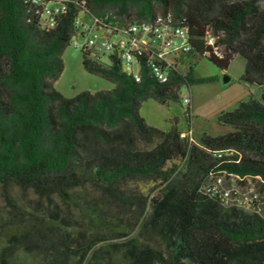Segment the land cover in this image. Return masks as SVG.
Instances as JSON below:
<instances>
[{
	"label": "trees",
	"instance_id": "1",
	"mask_svg": "<svg viewBox=\"0 0 264 264\" xmlns=\"http://www.w3.org/2000/svg\"><path fill=\"white\" fill-rule=\"evenodd\" d=\"M86 3L91 13H110L121 21L166 12L184 17L192 45L188 57H205L209 26L221 33L224 52L223 59L209 61L224 71L233 57L242 58L238 82L259 88L260 99L250 93L234 110L218 114L217 123L231 132L190 141L181 138L176 119L162 131L149 126L139 109L149 100L177 101L183 86L216 78H193L187 57L185 74L172 75L168 83H157L146 69L137 83L118 63L105 68L83 55V69L113 88L66 98L54 83L63 71L76 6L43 28L24 0H0V186L31 190L40 198L57 196L75 206L88 224L124 240L101 253L120 250L128 264H264V206L260 213L229 209L203 192L219 175L224 182L238 178L245 185L252 179L264 185V0ZM86 186L109 209L158 237L165 252L130 238L131 230L116 225L95 202L84 204L73 191ZM24 215L0 250L1 264H116L92 252L97 243L73 244L70 235L45 220Z\"/></svg>",
	"mask_w": 264,
	"mask_h": 264
},
{
	"label": "rangeland",
	"instance_id": "2",
	"mask_svg": "<svg viewBox=\"0 0 264 264\" xmlns=\"http://www.w3.org/2000/svg\"><path fill=\"white\" fill-rule=\"evenodd\" d=\"M188 59L193 64V78H216L217 80L213 83L183 86L179 91V99L170 101L167 105H160L152 100L146 101L141 105L139 115L149 126L162 131L169 130L170 121L176 119L178 129L185 132L188 124L184 116L185 106L182 104V99L190 96L194 106L191 120L193 140H198L202 134L215 137L231 132L229 127L217 123L218 114L234 110L238 102L249 98L250 93L258 100L261 95L259 88L248 89L246 85L238 82L244 68V60L235 56L227 69L221 71L206 57L190 56ZM62 61L63 71L55 81L54 87L64 97L72 98L82 91L95 93L109 91L113 88L111 83L83 69L82 54L79 50L68 46L63 53ZM223 75L230 78L226 84L222 82ZM240 181L243 180L231 178L224 182L223 175L214 176L205 190L213 187L218 191L230 190L237 197L257 196L264 205V185L252 179L247 180L245 185H241ZM143 189L147 191L149 186ZM73 193L82 197L84 204L95 202L103 209V212L110 213L109 216L115 218L116 225L124 228V231L131 230L130 238H135L142 245L165 252L164 244L158 237L141 230V223H134L126 214H121L114 208L109 209V206L100 202V195L89 186L76 189ZM253 209L254 207L250 206L245 208V211L250 213ZM23 214L41 218L50 226H54L61 234L70 235L73 244L97 243L92 252L97 253L103 260H113L116 264H128L120 250L101 253V249L107 245L123 243L124 240L117 233L104 226L88 224L75 206H66L57 196H51L49 199L40 198L31 190H22L13 185L6 188L0 186V250L9 242L15 222L16 220L21 221Z\"/></svg>",
	"mask_w": 264,
	"mask_h": 264
},
{
	"label": "built area",
	"instance_id": "3",
	"mask_svg": "<svg viewBox=\"0 0 264 264\" xmlns=\"http://www.w3.org/2000/svg\"><path fill=\"white\" fill-rule=\"evenodd\" d=\"M29 11L43 28L55 25V19L64 14L69 5L77 8L73 22V34L69 46L77 49L85 59L98 62L105 68L118 63L122 73L141 81L142 69L159 84H166L174 74H184L187 68V57L192 50L187 24L168 23L167 12L158 19L157 24L140 28L130 23L113 24L107 16L92 14L85 7L84 0H26ZM213 37L205 28L203 44L207 49L205 57L221 60L224 54L212 50ZM185 106L184 116L187 130L181 132V138H191L190 123L192 120L191 98L182 99ZM204 194L216 197L225 208L245 210L254 207L260 213L263 202L257 196L237 197L233 192L218 191L211 187L203 190Z\"/></svg>",
	"mask_w": 264,
	"mask_h": 264
},
{
	"label": "bare ground",
	"instance_id": "4",
	"mask_svg": "<svg viewBox=\"0 0 264 264\" xmlns=\"http://www.w3.org/2000/svg\"><path fill=\"white\" fill-rule=\"evenodd\" d=\"M26 3V0H24ZM84 5L87 7L86 0H84ZM93 14V13H92ZM163 14H157L153 19H140L138 21H121L119 18L113 17L110 13H104L101 14V16H107L113 24H126L130 23L133 26L140 27V28H147V26L152 25V24H157L158 19L162 18ZM167 17H168V23H172L174 25H182L186 23V20L184 17H175L172 12H167ZM124 20V19H123ZM208 35L213 37L212 41V50H215L217 54H224L222 50V45L219 43V37L221 36V33L219 35H215L212 31L211 28L208 26ZM135 82L138 83V78H132Z\"/></svg>",
	"mask_w": 264,
	"mask_h": 264
},
{
	"label": "water",
	"instance_id": "5",
	"mask_svg": "<svg viewBox=\"0 0 264 264\" xmlns=\"http://www.w3.org/2000/svg\"><path fill=\"white\" fill-rule=\"evenodd\" d=\"M222 82H223V84L228 83V82H229V77L226 76V75H223V76H222Z\"/></svg>",
	"mask_w": 264,
	"mask_h": 264
},
{
	"label": "crops",
	"instance_id": "6",
	"mask_svg": "<svg viewBox=\"0 0 264 264\" xmlns=\"http://www.w3.org/2000/svg\"><path fill=\"white\" fill-rule=\"evenodd\" d=\"M229 81H230V78H229ZM247 88L249 89V88H251L250 86H247ZM234 103H236L235 101H234ZM191 110L193 111V109H194V106L192 105V100H191ZM190 129H191V123H190ZM192 134V133H191Z\"/></svg>",
	"mask_w": 264,
	"mask_h": 264
}]
</instances>
